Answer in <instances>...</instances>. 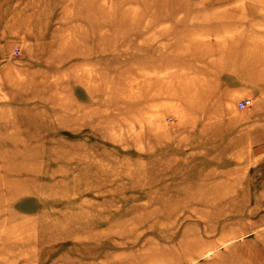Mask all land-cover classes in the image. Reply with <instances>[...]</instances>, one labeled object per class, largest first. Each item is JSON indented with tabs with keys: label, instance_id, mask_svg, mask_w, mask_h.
<instances>
[{
	"label": "rangeland",
	"instance_id": "rangeland-1",
	"mask_svg": "<svg viewBox=\"0 0 264 264\" xmlns=\"http://www.w3.org/2000/svg\"><path fill=\"white\" fill-rule=\"evenodd\" d=\"M250 45L264 0H0V264H264Z\"/></svg>",
	"mask_w": 264,
	"mask_h": 264
},
{
	"label": "crops",
	"instance_id": "crops-1",
	"mask_svg": "<svg viewBox=\"0 0 264 264\" xmlns=\"http://www.w3.org/2000/svg\"><path fill=\"white\" fill-rule=\"evenodd\" d=\"M241 45V44H240ZM241 46H243V45H241ZM250 47L252 48V46L250 45ZM252 50V51H251ZM250 52H251V55H250V57L251 58H254V59H260V58H264L263 56H255V54L257 55V53H255L254 52V48H252V49H250ZM257 52L259 53V51H258V49H257ZM255 53V54H254ZM246 82H249V83H252V84H256L257 86H259V87H263L264 88V86L260 83V81L258 80V78L257 79H255V80H250V81H246ZM206 105H207V103H206ZM207 137V136H206ZM239 165H241V164H239ZM236 170H238L239 168H235ZM185 196L187 195V194H184ZM192 196H198V197H205V196H207V192H202V193H200V192H197L196 194H193ZM186 197H188V196H186ZM203 203V202H202ZM204 204H207V202H204Z\"/></svg>",
	"mask_w": 264,
	"mask_h": 264
},
{
	"label": "built area",
	"instance_id": "built-area-1",
	"mask_svg": "<svg viewBox=\"0 0 264 264\" xmlns=\"http://www.w3.org/2000/svg\"><path fill=\"white\" fill-rule=\"evenodd\" d=\"M251 104H252V102L250 100H245V101L241 102L239 104V106H240V109L243 110V109H247L248 107H250Z\"/></svg>",
	"mask_w": 264,
	"mask_h": 264
}]
</instances>
